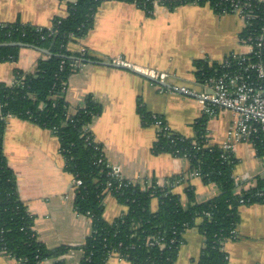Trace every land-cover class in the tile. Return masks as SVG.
Segmentation results:
<instances>
[{"label": "crops", "instance_id": "0c3cea01", "mask_svg": "<svg viewBox=\"0 0 264 264\" xmlns=\"http://www.w3.org/2000/svg\"><path fill=\"white\" fill-rule=\"evenodd\" d=\"M74 1L0 0V24L50 28L54 19L67 16L66 3ZM242 26L238 16L218 14L208 4L188 3L172 10L156 5L152 15L147 16L133 4L105 1L98 7L87 35L68 45L72 53H87L93 60L80 63L79 70L69 77L65 91L67 112L73 115L91 96L101 107V114L89 127L92 140L102 146L106 163L118 167L122 178L142 189L152 184L168 186L180 195L183 206L187 204L188 190L193 191L197 203L207 202L218 195V188L192 176L187 160L152 152L158 130L153 124H144L139 111L158 115L172 132L193 138L194 123L202 116L201 105L195 98L169 87L198 89L195 62H215L243 52L238 37ZM45 58L36 49L20 47L17 58L0 63V84H12L16 71L34 73L37 62ZM118 59L133 68L163 72L170 77L160 85L133 70L105 65ZM230 115L220 112L209 120L206 129L211 144L225 140ZM3 152L18 195L33 216L32 228L38 239L50 249L69 247L64 264H79L82 253L76 248L89 236L91 221L74 209L73 177L64 170L55 135L31 121L9 118ZM234 158L235 191L241 193L264 177V165L248 144L238 145ZM155 205L154 201L152 209ZM126 210L114 197L106 196V221L124 215ZM238 218L235 236L222 245L227 264H264V205H241ZM200 223L199 219L197 227L184 232L174 264H198L204 241L198 231ZM0 264L17 262L0 252ZM105 264L130 263L113 256Z\"/></svg>", "mask_w": 264, "mask_h": 264}, {"label": "trees", "instance_id": "16d2710c", "mask_svg": "<svg viewBox=\"0 0 264 264\" xmlns=\"http://www.w3.org/2000/svg\"><path fill=\"white\" fill-rule=\"evenodd\" d=\"M105 1L108 0L67 2V16L54 19L50 28L0 24V44L22 43L50 53L37 62L34 73L16 71L12 84H0V252L17 264H64L63 257L70 251L63 245L47 248L38 239L32 228L33 216L18 195L14 174L3 152L6 120L17 118L31 121L55 135L64 158V170L74 182H80L73 184V206L77 214L89 217L91 231L76 248L82 253L79 264H105L113 256L130 264H174L184 232L197 227L199 219L198 231L204 241L198 264H227L222 245L235 236L238 208L262 202L256 192L264 193L257 190L264 188V177L258 179L255 188L235 191L236 160L227 159L228 155L218 144L208 143L206 127L210 118L202 115L194 123L193 138L174 132L158 133L152 147L155 154L186 158L190 172H196L202 182L218 188V195L203 203L196 202L192 190L186 191L187 204L183 206L180 195L168 186L152 184L142 189L121 176L109 174L102 146L92 140L89 129L101 114V107L91 96L73 115L67 112V81L82 63L93 60L87 53H72L68 45L87 35L98 7ZM115 1L133 4L150 16L156 5L170 10L188 3L214 7L218 0ZM19 49L0 46V63L17 58ZM194 65L195 78H200L202 70L209 69L205 60ZM139 113L144 124H152V114L142 109ZM108 195L127 208L124 215L111 222L103 217Z\"/></svg>", "mask_w": 264, "mask_h": 264}, {"label": "built area", "instance_id": "2783aa9c", "mask_svg": "<svg viewBox=\"0 0 264 264\" xmlns=\"http://www.w3.org/2000/svg\"><path fill=\"white\" fill-rule=\"evenodd\" d=\"M211 8L218 14H234L242 20L238 37L243 52L231 53L215 62L205 60L209 69L202 70L200 78H196L198 89L176 85L169 89L195 98L201 105L202 115L208 118L229 111L232 119L225 140L218 147L228 159L234 157L238 145L248 144L264 165V0H218ZM112 64L133 70L155 84L162 85L170 77L163 72L133 68L119 59ZM151 119L158 133H172L160 116L152 115ZM105 164L110 175L121 176L118 167L109 166L106 160ZM190 174L197 176L196 172ZM73 184L80 185V182L73 181ZM256 197L262 198L260 204L264 205V193L256 192Z\"/></svg>", "mask_w": 264, "mask_h": 264}, {"label": "water", "instance_id": "95a60500", "mask_svg": "<svg viewBox=\"0 0 264 264\" xmlns=\"http://www.w3.org/2000/svg\"><path fill=\"white\" fill-rule=\"evenodd\" d=\"M0 46H18V47H30V48H33V49H36L40 52H42L43 54H46V55H50V53L47 51V50H44V49H39V48H36V47H33V46H30V45H26V44H22V43H4V44H0ZM105 65H111V66H116L115 64H105ZM134 72V71H133ZM136 73V72H134ZM138 74V73H137ZM140 75V74H139ZM142 76V75H141ZM144 77V76H143Z\"/></svg>", "mask_w": 264, "mask_h": 264}, {"label": "rangeland", "instance_id": "374dc122", "mask_svg": "<svg viewBox=\"0 0 264 264\" xmlns=\"http://www.w3.org/2000/svg\"><path fill=\"white\" fill-rule=\"evenodd\" d=\"M233 15H234V14H233ZM235 16H236V15H235ZM242 49H243V48H241V50H242ZM222 112H224V111H222ZM224 113H225V114H227V113L230 114L229 111L224 112ZM230 116H231V115H230ZM219 117H221V116H219ZM224 117H225V116H224ZM224 117H223L222 121H225V118H226V117H225V118H224ZM210 119H211V118H210ZM210 119H209V120H210ZM209 120H208L207 124H209ZM206 128H207V127H206ZM109 196H110V195H109ZM111 197H112V196H111ZM153 202H154V201H153Z\"/></svg>", "mask_w": 264, "mask_h": 264}]
</instances>
